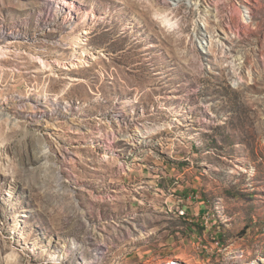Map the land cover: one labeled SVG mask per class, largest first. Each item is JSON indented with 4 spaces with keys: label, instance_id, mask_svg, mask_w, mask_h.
<instances>
[{
    "label": "rangeland",
    "instance_id": "obj_1",
    "mask_svg": "<svg viewBox=\"0 0 264 264\" xmlns=\"http://www.w3.org/2000/svg\"><path fill=\"white\" fill-rule=\"evenodd\" d=\"M0 124V264H264V0H0Z\"/></svg>",
    "mask_w": 264,
    "mask_h": 264
},
{
    "label": "bare ground",
    "instance_id": "obj_2",
    "mask_svg": "<svg viewBox=\"0 0 264 264\" xmlns=\"http://www.w3.org/2000/svg\"><path fill=\"white\" fill-rule=\"evenodd\" d=\"M156 12V11H155ZM163 13V10H158L157 13ZM158 15H162L159 14ZM156 15V14H155ZM161 18V17H160ZM163 19V18H162ZM246 20V19H245ZM247 21V20H246ZM164 22V21H163ZM11 104V103H10ZM9 105V104H8ZM38 111L41 112L42 114H50L51 116H62L63 114L66 113V111L62 107L55 106L51 103H40L38 104ZM6 110H10V108H6ZM3 112V111H2ZM2 114L5 115V112ZM9 114V113H8ZM3 125L0 124V145L3 144L4 142V137H3V130H2ZM4 146V145H3ZM10 145L5 146V149H9Z\"/></svg>",
    "mask_w": 264,
    "mask_h": 264
},
{
    "label": "crops",
    "instance_id": "obj_3",
    "mask_svg": "<svg viewBox=\"0 0 264 264\" xmlns=\"http://www.w3.org/2000/svg\"><path fill=\"white\" fill-rule=\"evenodd\" d=\"M203 204H196V205H193L192 206H189L186 208V211H187V215L188 216H192V217H196V216H203L205 214H208L209 211H207V207L205 206H202Z\"/></svg>",
    "mask_w": 264,
    "mask_h": 264
},
{
    "label": "built area",
    "instance_id": "obj_4",
    "mask_svg": "<svg viewBox=\"0 0 264 264\" xmlns=\"http://www.w3.org/2000/svg\"><path fill=\"white\" fill-rule=\"evenodd\" d=\"M180 214H181L182 216H184V215H185V212H184V211H181Z\"/></svg>",
    "mask_w": 264,
    "mask_h": 264
}]
</instances>
